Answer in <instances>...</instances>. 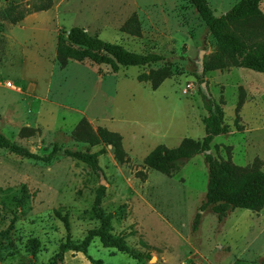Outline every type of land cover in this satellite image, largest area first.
Masks as SVG:
<instances>
[{"label":"rangeland","instance_id":"obj_1","mask_svg":"<svg viewBox=\"0 0 264 264\" xmlns=\"http://www.w3.org/2000/svg\"><path fill=\"white\" fill-rule=\"evenodd\" d=\"M206 1L220 16L238 0ZM36 2L0 0V78L19 89L0 84V132L42 156L54 144L84 151L86 145L71 137L84 118L93 129L120 134L128 159L119 164L105 148L99 157L103 175L98 177L61 153L43 163L0 149V264H261L264 207L259 212L235 209L222 221L207 208L192 233L208 180L203 155L170 176L147 169L143 160L158 146L176 148L184 138L204 137L206 111L198 88L205 83L215 100L224 99V122L231 130L213 139V156L230 157L242 167L259 158L264 171V73L234 67L210 70L216 46L190 0H52L49 10L29 14L15 25L1 18L11 5L26 9ZM259 8L264 13V0ZM133 16L136 35L122 32ZM74 26L131 52L156 53L166 60L116 72L89 60L60 68L57 37ZM162 67L171 75L157 89L138 81L141 74ZM195 75H201V81ZM241 90L242 130L236 131ZM22 128L32 129L33 135L20 137ZM22 186L29 195L24 211L17 204ZM99 186L105 187V196L94 208ZM101 212L116 213L112 234L125 237L143 259L139 262L93 239L86 253L66 250L62 261L55 262L67 237L80 243L99 225ZM64 216L69 232L61 221Z\"/></svg>","mask_w":264,"mask_h":264},{"label":"trees","instance_id":"obj_2","mask_svg":"<svg viewBox=\"0 0 264 264\" xmlns=\"http://www.w3.org/2000/svg\"><path fill=\"white\" fill-rule=\"evenodd\" d=\"M261 0H238L227 12L215 16L206 0H190L195 12L205 24L208 34L213 38L216 52L212 55L208 67L210 70L242 68L256 73H264V13L260 10ZM52 7V0H37L26 9L19 5H11L1 12L2 20L11 25L22 21L27 15L47 11ZM121 31L136 35L138 25L136 17H131L122 27ZM89 60L95 64L108 65L116 72L119 67H149L165 61L166 59L156 53L139 54L125 49L120 44L105 42L100 38L90 35L82 27H71L63 34H59L56 42V62L60 68H65L70 61L83 62ZM171 75L168 67L152 70L148 74H141L139 82H151L152 89ZM201 81V75H195ZM198 92L202 97L206 116L202 119L204 137L201 140L184 138L176 148L158 146L143 160L144 166L165 176L178 172L183 164L193 157L202 154L208 171L205 199L194 215L191 232L198 229L201 213L207 208L217 217L218 221L224 220L235 209L259 212L264 207V171L262 161L255 158L250 165L238 166L230 157L219 159L211 153V143L219 135L228 134L230 127L224 122V99L217 101L212 95L205 94L201 88ZM243 92L235 108L234 127L241 131L239 125V112L244 104ZM34 131L22 128L19 136L29 138ZM71 137L76 143L86 145V150L61 149L54 144L46 155H38L28 149L17 145L0 132V149H5L21 158L33 161L50 163L54 157L62 155L87 165L92 172L100 177L103 175L99 165V157L105 153V148H110L115 161L124 164L127 154L122 145V137L103 127L93 129L86 119H81L71 132ZM103 146L97 152H90V148ZM0 192L2 190L0 189ZM22 195L17 200L18 210L28 209L29 195L25 186H22ZM105 187L99 186L95 193L94 208H99ZM115 212L99 214V225L89 230L80 243H72L67 237V243L61 245L55 262H61L63 253L72 250L86 253L93 239H98L104 248H111L117 252L128 255L130 258L141 261L142 253L130 248L125 237L112 234L111 221ZM56 215L60 217L59 213ZM65 230L69 232V223L66 216L61 217ZM36 246L33 247L35 253ZM99 263V262H98ZM261 264H264L262 259Z\"/></svg>","mask_w":264,"mask_h":264},{"label":"built area","instance_id":"obj_3","mask_svg":"<svg viewBox=\"0 0 264 264\" xmlns=\"http://www.w3.org/2000/svg\"><path fill=\"white\" fill-rule=\"evenodd\" d=\"M0 84L1 85H3L4 87H6V88H9V89H12V90H19V89H16V87L11 83V81H9V80H1V78H0ZM191 86H192V84H190V83H188L187 85H186V87L188 88V89H190L191 88Z\"/></svg>","mask_w":264,"mask_h":264},{"label":"water","instance_id":"obj_4","mask_svg":"<svg viewBox=\"0 0 264 264\" xmlns=\"http://www.w3.org/2000/svg\"><path fill=\"white\" fill-rule=\"evenodd\" d=\"M202 54H203V52L201 51V52L199 53V56H198V58H199L200 60L202 59ZM200 88H201V90H202L206 95L209 94L208 88H207V86H206L205 83H201ZM151 260H152V259H151Z\"/></svg>","mask_w":264,"mask_h":264},{"label":"crops","instance_id":"obj_5","mask_svg":"<svg viewBox=\"0 0 264 264\" xmlns=\"http://www.w3.org/2000/svg\"><path fill=\"white\" fill-rule=\"evenodd\" d=\"M244 105V104H243ZM243 107V106H242ZM242 109V108H241Z\"/></svg>","mask_w":264,"mask_h":264}]
</instances>
